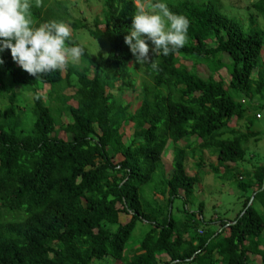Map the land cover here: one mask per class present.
I'll use <instances>...</instances> for the list:
<instances>
[{"label": "trees", "instance_id": "obj_1", "mask_svg": "<svg viewBox=\"0 0 264 264\" xmlns=\"http://www.w3.org/2000/svg\"><path fill=\"white\" fill-rule=\"evenodd\" d=\"M45 1L36 7L30 0L33 22H67L83 55L64 75L36 79L0 51V264H252L251 255L264 264V163L245 171L229 165L244 160L254 133L228 126L249 107L264 108V0L250 3L262 22L250 15L245 25L220 0H168L189 21L187 43L167 56L150 52L157 67L143 64L139 77L124 43L134 0H98L91 24L63 1ZM80 29L108 39L106 55H91L76 39ZM199 63L209 70L205 78ZM127 92L135 94L133 110ZM62 112L70 117L62 129L68 140L56 135ZM204 152L215 156L213 177L243 199L232 219L205 221L201 200L194 211L188 206L203 179L186 162L196 157L199 165ZM176 199L181 208L173 215ZM120 214L129 220L120 223ZM137 221L148 229L133 246Z\"/></svg>", "mask_w": 264, "mask_h": 264}, {"label": "clouds", "instance_id": "obj_2", "mask_svg": "<svg viewBox=\"0 0 264 264\" xmlns=\"http://www.w3.org/2000/svg\"><path fill=\"white\" fill-rule=\"evenodd\" d=\"M41 0H35L39 7ZM135 14L124 36L137 64L156 69L150 58L169 55L185 46L189 21L172 13L162 0H134ZM151 49H150V45ZM9 50L12 60L29 75L39 77L75 64L83 55L73 43L67 22L50 20L36 25L30 0H0V51Z\"/></svg>", "mask_w": 264, "mask_h": 264}, {"label": "rangeland", "instance_id": "obj_3", "mask_svg": "<svg viewBox=\"0 0 264 264\" xmlns=\"http://www.w3.org/2000/svg\"><path fill=\"white\" fill-rule=\"evenodd\" d=\"M64 2V4L67 6L68 12L74 16V17H80L83 22L86 24H91L92 16L97 12L98 10V0H61ZM168 0H162L166 4ZM222 3L221 10H224L227 12L226 14L235 16L238 21H241L243 25L248 23L250 15L254 16L258 22H262L261 18L256 15V12L251 9L250 3L253 0H220ZM50 3L49 0L45 1V4ZM103 28V26H100ZM72 32V31H71ZM76 39L84 44L87 47V51L91 55H96L98 53H101L102 55H106V53L109 50L110 44L107 42L106 39H96L90 36L89 32L86 29H80L79 31H76L75 33ZM262 53V60H264V49L261 51ZM133 64L135 65L137 69L138 77L143 74V64H137L133 57ZM222 60H227V57L224 56ZM79 60L76 62L78 63ZM181 63H183L185 66L190 68L192 66V61L189 59L182 58L180 60ZM195 70L197 73L205 78L209 75V70L204 64H197L195 66ZM62 75H64V71L62 70ZM218 75H221L223 78H225V81L228 80V73L225 71V69H220L218 71ZM75 79H72V83H74ZM49 86L47 84L42 85V89L40 90L42 101L44 105H50V99L48 95ZM66 95H70L74 92L73 86L70 88H66L63 90ZM124 98L126 101L131 103V106L129 107L130 110H133L136 107V99L135 94L133 93H126L124 95ZM26 99H29L26 96ZM243 99H241L242 101ZM254 101H259L257 98H253ZM70 102V100H68ZM56 103H59L56 101ZM248 119H251L253 122V126H251L250 129H248ZM68 122H70V117L67 116L65 112H62L59 116V123L56 124L55 128L56 135L59 138L68 140L70 138L69 134L63 132V126H65ZM228 126L230 127H236L241 132H252L254 133L253 136L249 138L248 141V150L245 153L244 160L242 162H239V164H233L230 163L234 169L238 171H245L250 170L253 165L256 163H264V108L262 109L261 113L258 112L255 108L249 107L246 115L242 119H236V117H232L231 120L228 123ZM125 130V137H128L130 134V129L128 127L124 128ZM53 134V133H52ZM168 153L165 155V169H170L169 167V160H171V150L167 151ZM122 157L118 154L114 161H119ZM202 162L195 166V162L198 161V159L195 157L187 159L186 167L187 171L190 174L198 172L199 176H201V179L203 181L200 183L195 184V203L194 204H188L189 207H191V211L196 210L195 207L197 203L201 200L203 202V218L205 221H208L209 219H215L217 217L224 218V219H232L236 213L239 211V209L242 207L243 199L240 197H237V191L233 189L231 186H225L221 185L219 181H217L213 177V172L211 167L209 166V163L215 164L216 159L215 156L209 155L208 153H205L202 155ZM197 169V170H196ZM171 170V169H170ZM205 172V173H204ZM156 177L151 181V184L157 183ZM227 184H229V181H226ZM160 186L159 184H157ZM149 186H146L143 188L144 195L146 196L149 193ZM148 199H151V197H147ZM156 198L161 199L160 196L156 195ZM181 208V200L176 199L174 202V211L173 215H175V209ZM177 214V213H176ZM129 215L126 214H120L119 215V222L125 223L129 220ZM148 224L143 221H137L135 228L133 229V232L131 234V237L129 239V242H132V245H136L139 240H141L142 235L144 234L145 230L148 229ZM205 227H208V225H205ZM264 236V234H263ZM137 242V243H136ZM127 250V248H126ZM252 264H259L260 258L258 256L251 255ZM118 264V262H116Z\"/></svg>", "mask_w": 264, "mask_h": 264}, {"label": "water", "instance_id": "obj_4", "mask_svg": "<svg viewBox=\"0 0 264 264\" xmlns=\"http://www.w3.org/2000/svg\"><path fill=\"white\" fill-rule=\"evenodd\" d=\"M263 184H264V178H263Z\"/></svg>", "mask_w": 264, "mask_h": 264}]
</instances>
